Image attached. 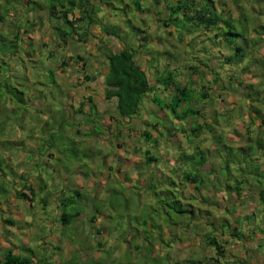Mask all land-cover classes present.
<instances>
[{
  "label": "rangeland",
  "instance_id": "1",
  "mask_svg": "<svg viewBox=\"0 0 264 264\" xmlns=\"http://www.w3.org/2000/svg\"><path fill=\"white\" fill-rule=\"evenodd\" d=\"M56 1L57 0H33V3L28 4L27 0H0V67L3 68L2 73H0V202H2L0 206H4L7 209L14 208L16 210L17 207L27 206L29 204L24 198H18L16 193V188L19 187L18 182L12 183L16 176L9 172L18 169L17 158H15L14 154L12 156L11 153L12 150L17 152L16 147L18 146L16 145L19 143L23 144V141L18 140L17 137L19 139L27 138L28 143L31 142V139L34 141L35 137L34 134H32L33 128L39 131L38 141L36 140L38 147L32 150L35 156L41 159L44 158L41 156V154L45 152V149L42 150L43 147L49 149V147L53 145L56 150L58 148H63L64 150H68L67 157H71V162H69L68 165L69 169L75 171L77 168H82L83 173L85 171V173H89L91 177L94 172H97V169L85 164L93 160L99 161L100 159L103 161V158H107L108 151H113L114 149L118 150V147L126 146V140L129 141L128 146L132 147L135 144L133 149L140 146L139 150H133L132 152L126 151V156L132 158L141 157L142 153V160L145 161L144 153L141 152V148L144 147L143 145H145L146 142L141 138V132L135 129H127L123 132L125 123H118L120 127H122V130L120 138L117 139L115 134H113L115 130L110 129L112 125H115L116 120L111 119L108 116L109 114L103 119H96L97 116H94L97 124H104V127L95 125V132L101 134L97 137L95 135L93 137V134L88 128L81 133L86 137H82V135H78L75 132L77 128H82L84 126L82 120L81 122L75 121L74 124L68 123L67 121L62 123L65 119H71L72 114H65L64 108L74 100L70 99L67 92L65 93L62 91V85L59 84L60 80L64 87L67 86L72 88V91H75V93L78 89H82L83 92L88 93V89L84 86H76L75 83L70 82L69 76L75 78H77V76H84V71L81 67L71 63L70 67L65 69V71H69V74L65 76V74H59V71H56L58 66H55L56 68L53 66L55 63H59L63 56H66V52H70L74 57L78 54L89 57L93 62L89 65L90 71V66L94 65V63L97 65L101 64L103 59L101 54H95V51L91 52V45L87 47H78L76 43L77 40L71 37L68 39V44H70V46L67 50L66 48L61 49L56 46L55 42H63L65 39L63 32L57 30L63 23L60 24L56 17L51 18V27L49 26L50 17L47 19L48 23L45 21L44 28L47 26L48 28L43 31V37H29L26 40L21 38L20 35L16 43L15 40H11L13 39L12 37L9 38L5 35H10L11 30L23 29L32 31L34 20L37 18L34 20L32 19L38 4L43 5L44 9L46 8L45 10L43 9L40 14H42L44 18H48V16H50V8L48 7ZM114 1H116L115 6L117 7L121 4V0ZM174 1L175 0H167V3L172 4ZM240 1L244 4L246 0ZM160 2H163V0H160ZM255 2L257 3L258 0H247L246 3L255 7ZM206 3L208 2L206 1ZM261 3V9H259V11H261L262 14L257 18L261 21V24L258 22L260 27L264 26V0H261ZM154 5L155 9L159 7L158 4ZM174 9H176V7ZM115 10V8L112 10L113 16H103L102 18L105 19L111 32L122 36V40H125L128 46L137 48V50L140 48L144 49L143 52H146V60L151 62V64L146 63V65H148L147 68L148 70L150 68V71H154L153 75L155 77L159 76L155 59L159 61L160 58L164 57V60L161 62H166V64L167 62H174V64H176L180 62V59L177 57H181L183 53V51H181V46L183 49L186 48V63H188V65L195 64L200 72L199 75L195 74L191 83L188 84L190 96L197 99L196 103L194 101L191 103V108L200 109L205 106H212L213 103L215 106L220 104V102L216 100V94H213L214 91H212H216V86H214L212 90L208 89L209 93L206 99L202 96L203 92L208 88V84L212 83L211 85H213L214 81L211 79L212 76L213 78L218 76V82L225 83L226 87H229V89H240L242 81L240 74L235 73L234 76H229L232 68L229 64H224L225 66L216 69L213 68L212 70L207 69L205 65H210L211 68L215 65L214 61L209 59V56L213 59L219 55V52H223L224 54L233 53L236 46L243 45L245 42L251 45L254 44L255 40L261 39L260 33L257 32L258 27L255 28L253 26L254 20L251 19V16L244 14H239V17L234 18L228 15L222 16L223 21L228 22H225L226 25L221 32L219 30L208 31L206 36L209 38L207 40L206 36L202 33L203 31L199 32L196 30L197 37L194 39L192 34L191 36L187 35V30L191 29L189 27L190 21L184 18L179 11L170 10V14L172 16L174 15L173 22L177 25V31L173 32L172 35L175 37L176 41L179 42L180 37L177 35L185 33L186 37L183 41L185 43H179V50L172 49L173 51L169 50L165 55L159 56L153 49L156 46L153 39L157 36L156 32H166L167 29L163 27L162 22H157L156 24L152 20L153 17H149V15L144 17L146 22L135 20L134 18L136 16L134 17V15H128V17H131L134 21L133 24L135 27H133L126 23L123 16L124 14H122L120 10L114 12ZM249 10L251 11L250 8L248 11ZM158 11L162 15V18L169 13L163 6L158 9ZM155 17L158 18L159 15L156 14ZM112 18L114 19L112 20ZM52 27L56 28V32H50V28ZM68 29L70 28H67V30ZM62 30L67 31L66 27H63ZM142 30L146 31V37L142 34ZM220 35L222 36L220 37ZM146 38H148L147 41L150 39L147 44L151 46V48L142 44L143 41L145 42L144 39ZM169 38L170 37H168V39ZM198 40L201 42L194 45V42ZM156 42L158 41L156 40ZM221 42L224 43L225 48L220 47ZM161 43L162 41L159 40L158 47L163 46ZM75 44H77V46ZM92 44L94 45L93 42ZM115 45L116 43L114 42L113 46ZM211 46H214V49L205 52L207 48ZM120 48L121 46L118 45L114 47L113 50H119ZM19 49H23L24 52L20 54H18V52L16 53L17 50L20 51ZM51 50L53 53L50 52ZM81 50L83 53H80ZM60 51L64 54H61ZM12 53H16L18 61L11 57ZM208 53L210 54L208 55ZM9 57L11 60L8 62L11 64L13 63L12 60H15L16 66H18L17 64L20 62V67L15 68L16 72L13 71V73H11L12 77L4 76L10 64L4 65L2 63V59H8ZM142 63L144 62L142 61ZM247 65H252V63L247 62ZM26 68H28L27 71H25ZM168 71L173 70L170 68L163 71L161 75H167ZM40 73L43 75L44 79H40ZM174 73L178 77L179 84H182V79H184L187 74H190L191 71L184 65L183 69L176 70ZM201 73L203 74L200 75ZM13 74L15 75L14 78L19 76L17 82L13 79ZM27 76L29 77L27 78ZM151 79H153V76H151ZM192 81H194V84H192ZM16 83H18L19 88L25 92L23 101L17 100L16 98L11 100V94L8 93L9 89H11L13 85L15 86ZM204 86H206L205 90H203ZM95 91L98 92L97 94H101L98 85ZM173 92V87L160 84L153 92L148 93L143 98L142 104L145 103L148 106L156 104L161 106L160 104H164L171 100ZM251 95L258 101H261V98H263L257 91ZM252 97L249 96V100L248 98H242L240 101H236L238 103L237 105H240L239 107H234L233 109L227 108L225 109L227 110L226 112H219L218 118L213 117L212 127H214V131L211 132V134L209 131H205L199 137H194L191 136V134L185 136L184 133L181 132H176V135H171V133L164 130V134L166 133L168 137L170 136V139L176 136L175 138L179 144L169 143L164 146L165 143H161L157 145V155L161 158L158 159L159 161L157 160V167L163 166V168L160 167L162 177L158 180H156L155 175H153L154 180L150 179L147 183H142L140 180L141 177H139L138 180L134 179L133 181L127 180L118 182L117 177H115L118 166L114 165L113 170L109 171L112 172V176L115 179L112 178V180L108 182V188H106V184H101L100 182L98 187H104L100 188V191H98L99 188L92 182L88 183L87 177L83 174L84 183L80 190H82V194L85 196H82V200L79 197L76 199L77 203L84 204V210L75 223L71 224L68 228H65L61 221H59L61 210H64L61 205L59 207V200L63 193L73 195L75 193L74 190L80 186L77 184L70 186L69 180H67L68 177L67 179L65 178V180L63 179V167L66 166L59 163L57 159L52 160L53 163L51 166L47 163L42 164L43 166L40 165V168L42 166L43 169L46 171L48 170L50 177L52 176L51 181L49 183L48 177H40V179H38V184L40 185H35L38 193L33 204L35 206L34 210H27V213L33 218L15 227L12 233L13 240H0V257L3 255L5 257L6 252L11 251L24 257H29L31 264H37V260H40L41 264H43V262L47 264H216V262L219 260L221 261L223 257L216 254L217 250L214 246L206 244L204 237L207 234L209 236L214 235V233L216 234L214 227L216 229L220 227L233 234L228 238L230 242L228 241L225 243L224 240L219 241L224 243L225 254L228 256V259L231 258L234 260L237 257L236 255L240 252L241 247H237L236 244L233 243V240H237L239 238L236 237H243L242 235L247 234L246 231L248 227H257L264 238V230L262 229L264 228V203H259L264 202V200H260L259 197L260 188L264 185V143L260 141L262 147L254 143V149L249 151L245 150L246 142L251 141L248 140V137L252 138V141H254V139L258 140V138L264 136V133L257 132L258 128L256 126L250 125L248 127L250 123L249 117L243 118L244 115L241 114V112H249L250 106L248 105V101L250 102ZM154 98L157 100L156 102ZM44 102L47 103L46 110L37 106V103ZM188 105L189 104L185 105V108H187ZM257 107L260 111V105ZM145 110L146 108H141L137 117L142 118ZM72 111L74 110L72 109ZM47 114H52L53 116L47 120ZM149 114L151 115L149 121L155 120L154 112H149ZM179 114L182 115V112H179ZM111 115L117 116L115 112H111ZM170 118L174 119V115L172 114ZM33 119L36 121L39 120L41 125L44 123H46V125L44 124L42 127L40 125L36 127L35 124H37V122L35 123ZM227 121L230 122L231 126H239V124L241 127L243 126L242 134L239 135L233 132L234 137L236 136L239 142L244 143L243 146L237 143V145L231 146L229 149L228 129L221 125V123H226ZM77 122L81 124L78 125ZM166 125L167 124L162 121L161 126L165 127ZM106 126L108 128H106ZM17 127L20 131L17 130ZM105 128L107 130L106 132H104ZM247 128H251V133H249V135L244 132ZM46 129V134H42V131ZM135 131L136 133H133ZM40 134L42 140L39 138ZM129 134L130 138L128 137ZM76 139L79 140L78 143L75 142ZM188 139L191 140L188 141ZM257 140L255 141L257 142ZM108 141L111 144H109ZM116 142H119L121 145L116 147ZM184 142H188L189 147L193 151L187 147L183 148V146H185ZM53 143H55V145ZM103 143L109 144L108 149L107 147H105L106 150L102 149ZM196 145H219L218 149L213 151L212 156L209 152H203L205 153L204 157L206 155L212 164H206L202 168L205 170H210L212 168L213 172L211 171L210 174L215 173V181L212 180L213 176L209 173L201 171V153L195 149ZM32 158L33 155L31 154L29 161ZM67 159L70 161L69 158ZM143 161L142 164H144ZM144 165L154 170L156 167L155 163H147ZM28 167L33 168L34 166L30 165ZM140 167L141 166H138V168ZM173 167L177 172L172 174L170 172ZM101 168H103V166H101ZM135 168L137 167H134V169ZM72 171L69 172V175H71ZM132 171L133 170L129 172V175L137 174V172L132 173ZM188 171L193 173L199 172V181L195 184L185 181V185H183L182 181L185 178V173ZM53 179L55 182L52 181ZM173 179L175 182L174 184L171 182ZM72 180L71 178L70 181ZM220 183L223 186L227 185L229 188H232V190H226V194H229L228 199L218 194L222 189ZM260 185L261 187H259ZM56 186L60 188L59 191ZM238 186H241L245 191L242 198L240 196L238 197L236 193V187ZM12 188H14L13 190L15 191L11 190ZM199 188H203L204 190L197 191ZM193 189H196V191L193 192ZM190 192H193V198L191 200L184 197V195H189ZM214 193H216V195H214ZM43 198H46V204L42 202ZM225 199L227 200L225 201ZM179 203H181L182 206L178 205ZM188 203L195 206L189 207L186 205ZM181 208L191 211L195 210V213H193V211L181 215V213L177 212ZM70 209L71 207L66 208V210ZM223 209L224 212L222 211ZM1 212L2 211H0V238L5 236V232H7V238H9L11 234L9 235V231L6 227L8 224L3 222ZM92 215L96 217L94 221H91ZM182 221H184V224H182ZM177 223L179 226L175 227ZM255 223L257 224L255 225ZM181 225H183L182 228ZM235 225L236 229L232 231ZM98 227L100 228L99 234L96 232ZM251 231L253 232L254 228H252ZM64 232H67V235H65ZM196 232H199V235L196 234ZM187 234L195 240H181L184 239ZM202 234H204V237ZM170 235L173 237L172 240L168 239ZM190 247L194 248V252L189 250ZM261 248L263 250L264 246H261ZM204 249L207 250V252L204 251ZM196 252H199L198 254L201 253V257L203 255L206 257H195L197 256L195 255ZM224 261L223 259V262ZM238 263L239 262L235 264Z\"/></svg>",
  "mask_w": 264,
  "mask_h": 264
},
{
  "label": "crops",
  "instance_id": "2",
  "mask_svg": "<svg viewBox=\"0 0 264 264\" xmlns=\"http://www.w3.org/2000/svg\"><path fill=\"white\" fill-rule=\"evenodd\" d=\"M211 1H209L210 4L214 5L217 8L218 12L220 13L221 18H222V16H225V15H228V16H230L232 18L239 17V14L240 15L244 14V15L251 16V19L254 20L253 26L255 28L258 27V31L257 32L260 33L261 39L255 40L254 44H251V45L249 43H246V42L243 45L241 44V46L243 47V57L241 58L242 60L240 62L237 61V62H234L233 64H229V66L232 67L231 70H230L229 76H234L235 73L240 74V77H241L242 81H241V85H240V89L239 90H236L234 88H230L229 89V87H226L225 83L218 82L219 81V77L218 76H216L214 78L212 76L211 79L214 81V83H213V85H211L212 83H210L208 85H209L211 90H212V88H214V86L217 87L216 91L215 90H212V91H214L213 94H216V100L219 101L220 104L215 106L214 103H213L212 106L209 105V106H205V107L200 108L202 113H203V115H202L203 117L201 116L199 118V120L203 122L204 120L207 119L210 122V124H212L213 123V119L212 118L213 117L218 118L217 116H218L220 111L221 112H226L227 110H225V109H227V108L233 109L234 107H239L240 105H237L238 103L236 101H240L242 98H244V99L248 98V100H249V96L252 97L251 94L259 90V91H261L260 94L263 97V98H261L262 100L259 99L261 101H258L257 99L252 97V100L250 102L248 101V105L250 106L249 112H241V114L244 115L243 118L249 117L250 123H249L248 127L250 125L256 126L258 128L257 132L264 133V125H263V122H262V119H261V116H264V89H263L264 88V41H263L264 40V26L260 27L261 21H259V19H257L258 16H260L262 14L261 11H259V9H261V4H262L261 0H258L257 3L255 2V7H252L251 5L246 3L247 0L245 1L244 4H242V2L240 0H238V2H236V0H214V1L211 0ZM147 3H148V5H147ZM142 4H143L142 10L141 11L138 10V11L135 12L137 14V18L135 17L134 19L141 21L146 15L147 16L149 15V17H153L152 20L157 24V20L158 19L155 16H156V14L161 16V14L158 13L159 12L158 9H160L162 6L164 7L167 4V2L165 0H163V2H158L157 0H147V1L146 0H142ZM154 4H158L159 7L155 9V5ZM115 5H116V1H114V0L109 1L108 0V4L106 5L105 9L102 12H100V14L98 15L101 18L100 23L99 24L95 23V24L89 25V32H90L89 36L90 37H88V39H83V40L79 39V34H76V35H74V37H71L74 40H77L76 43L78 44V47L79 46L87 47V46L91 45V47H90L91 48V52L95 51L94 52L95 54H97V53L100 54V51L98 49H99V45H102L101 42H100V40L102 38L106 40L107 47H109L110 49L112 48V50L114 49V47H116L118 45H120L121 47H123V46L127 47L128 46L127 42L125 43V40H122V39L120 40L119 38H116V37H114L111 34L110 35L106 34L105 33L106 31L104 30V26L107 27L108 25L106 24L105 19H103L102 17L103 16L104 17L113 16L112 10H113V8L116 7ZM249 8L251 9V11L250 10L248 11ZM116 11H118V10H115L114 12H116ZM123 16H124L125 21L131 18V17H128V15H126V14L123 15ZM70 18H72L71 14H70ZM47 19H49V16H48V18H45L44 20H39L38 19V21H36L37 19L36 20L32 19V20H34V25H33L32 31H28V30L25 31V30L22 29L21 31L23 32V34L21 35V38H24V39L27 40L29 37H43V35H44L43 31L48 28V26L46 28H44L45 21H47V23H48ZM113 19L114 18H112V20ZM218 25H219V27H217V29L221 32V30H223V27L225 26V22L223 21V19L219 22ZM49 26L51 27L50 21H49ZM86 27H87L86 23L81 25V29H80L79 32L82 33L83 31H85ZM171 28L172 29H169L170 31L167 30L166 32H163V33L156 32L157 36H155L154 39H153V41H155L156 46L153 49L155 50V52L159 56L165 55L166 52L169 51V50L173 51L172 49H175V50L176 49H178V50L180 49V44H179L180 42H177L175 37L172 35L173 32H175L177 30H176L175 27H171ZM50 29H51L50 30L51 33L55 32L53 27L50 28ZM217 29H208V28L202 27L198 31L199 32L203 31L202 33L206 36L208 31L210 32V31L217 30ZM123 32H124V30H123ZM145 33H146V31L142 32V34H144V36H145ZM191 34L193 35L194 39H196L197 32H195V31H194V33L193 32L192 33L187 32V35L191 36ZM63 35H64V33H63ZM51 36H54V35H51ZM221 36L222 35H220V37ZM168 37H170V38L168 39ZM208 38L209 37L206 36L207 40H208ZM147 39L148 38L144 39L145 42L143 41V43H142V44H144V46H149L147 44V42L150 41V39L148 41H147ZM156 40L158 42H159V40L162 41L161 44L163 45L162 46L163 48L160 47V46L158 47V42H156ZM92 42L94 43V45L92 44ZM114 42L116 43L115 46H113ZM200 42H201L200 40L195 41L194 45L195 44H199ZM182 43H185V42H182ZM77 44H75V45L77 46ZM186 44H188V43H186ZM44 45H46V44H44ZM48 45H50V44H48ZM55 45L58 46L61 49H65L66 48V50L70 46V44H68V39H66V38L63 40V42L62 41L55 42ZM149 47L151 48V46H149ZM220 47L225 48L224 43L221 42L220 43ZM212 49H214V46L213 47L211 46V47L207 48V50L205 52H209ZM143 50L144 49H142V48L138 49L135 58H136L137 63H139L143 67L147 68L148 65H146V63H150L151 64V62L149 60H146L147 59L146 52H143ZM181 51H183V53L181 54L182 56L181 57H177V58L180 59V62H178L176 64H174V62H172V61H171L172 63H168L167 62V64H166V62H161L162 60H164V57L160 58L159 61H157V59H155V61L157 62V67H158L157 68V72L159 73V75L163 71H165L167 69H170V68H172L173 72H175L176 70L183 69L184 65L186 67H188V63H186V58H185V55H186V52H187L186 48L183 49L182 46H181ZM50 52L53 53L52 50ZM60 53L64 54L62 51H60ZM80 53H83L82 50H81ZM209 54L210 53H208V55ZM229 54H231V53H229ZM65 55L66 56H71L73 54H71L70 52H66ZM78 55L83 56V54H78ZM226 55L227 54H224L223 52L222 53L219 52V55L216 56V58L211 59V57L209 56V59L214 61L215 65H213L212 68L210 67V65L209 66L205 65V66L207 67L208 70H212L213 68L216 69L218 67L225 66L223 60H224V57ZM66 56H63V57H66ZM73 57H74V55H73ZM83 57H85L86 60H88V65L86 67V70L89 71V65L92 62V60L89 57H87V56H83ZM250 59H251L252 62L250 61ZM62 60H63V58L61 59V61ZM141 60L144 63H142ZM61 61L59 63H55V65L53 67L56 68L55 66H58V68H56V71L57 72L59 71L58 72L59 74H65V76H66V75L69 74V71L61 70V67H60ZM68 62H69V65L67 67H70L71 63H73V64H75V65H77L79 67L82 66L81 63H76V62H74L72 60H69ZM247 62L248 63H252V65H247ZM170 64H171V66H170ZM101 65L102 64L97 65V64L94 63V65L90 66V71L89 72H91V73H95V72L96 73H100L101 69H102ZM71 67H73V66H71ZM70 69H72V68H70ZM147 71H148L147 74H148L150 83L152 85H155L156 87H159L160 84L158 83V80H157V78L159 76L155 77L153 75L154 71H150V68H149V70L147 68ZM151 76H153V79H151ZM193 76H194V74H192V72L190 74H187V76L184 77V79H182L183 80L182 84H179L178 79H177L178 77H177V75H175L176 83L179 84V85L190 84ZM39 77H40V79H44L43 75H41V73L39 74ZM69 77H70V82L71 83L73 82V83L76 84V86H80V87L84 86L85 88L88 89L87 90L88 93L83 92L82 89H78V91L75 93V91H72L73 90L72 88H69L67 86L64 87L62 82H61V80H60L59 84L62 85V91L65 92V93L67 92L68 96H70V99L74 100V101H71L70 104L67 105L64 108L65 114H69V115L72 114V116L75 119V121H77V119L79 120V117H80V119H82L83 113H81L79 111L80 110L79 108H80L81 103L86 101L88 97H93V101L96 104L99 105V110L100 111L101 110H107L106 109V104H105V102H106L105 90H104L103 86L99 85V83H96L94 81L86 82V81H84V77H82V76H77V78H75L73 76H69ZM18 78H19V76L17 77V79ZM192 82H193L192 84H194V81H192ZM97 85L99 86V89L101 90V94H97L98 92L95 91V89H97ZM11 100H13V99H11ZM196 100L197 99H194L193 101L196 103ZM32 101H34V100H32ZM46 104H47L46 102L37 103V106L39 108H44V110H46L45 109L46 108ZM258 105H260V108H261L260 111H259V108L257 107ZM141 108L142 109L146 108L145 113H144L142 118L135 117L134 119H128V118L122 119L124 122H121V123H125L124 126H123V128L125 130L123 129V132L126 131L127 129L131 130V127H134L135 130H139L141 132L140 133V136H141L143 131H145L147 128L150 131L154 130L152 132L154 133L153 138H155L157 140V144L156 145H159L161 143H165L164 146H166L169 143L170 144H174V143L176 144L177 143V140L175 138L176 136H174L172 139H170V136L168 137V135L166 133L164 134V132H163L164 130L169 132V133H171V135H174L176 132H181L182 128H185L187 130V132L190 133L191 132V128L194 126V123H195L194 119H192V118H188L186 120H180V121L175 119V118L172 119V118H170L172 116V113L169 111V109H167L165 107L158 106L156 104H154L153 106H148V105H146L144 103V104H141V106L139 107V111L141 110ZM72 109L74 111H72ZM88 110H89V105L87 104L86 111H88ZM149 112H154L155 120L149 121V117L151 116L149 114ZM108 114H105L104 118L106 117V115H108L111 119H113L111 117L112 116L111 113H108ZM25 116H26V113H25ZM72 116H71V119H70L71 121L66 119V121L68 123H72V120H73ZM114 116H116V115H114ZM49 117H50V114L49 115L47 114L46 118H49ZM113 120H116V122H117V120H119V116L117 115L115 117V119H113ZM34 121H35V123L37 122V124H35L36 127H38L39 125L42 127L44 125V124L41 125V122L39 120H37V121L34 120ZM162 121H164L167 124L165 126L166 128L161 126ZM170 124H172V125H170ZM106 125H108V124H106ZM221 125H223L224 127H227V129H228V133L227 134L229 136V141H228L229 142L228 143L229 149L231 148V146L237 145V143H240V146H243L244 143L239 142V139L236 138V136L234 137V135H233V132L236 133V134H239V135L242 134V127L243 126L241 127L240 124H239V126H236V125L234 126L233 125L234 126V128H233V126H231L230 122H228V121L226 123L225 122L221 123ZM106 128H108V127L106 126ZM106 128H105L104 132L107 131ZM176 128H179L180 130L177 129V131H176L175 130ZM110 129L111 130H115V125H112V128H110ZM250 129L251 128H247V130L245 129L244 132L249 135V133H251ZM17 130L20 131V129L18 127H17ZM32 131H33V133L32 132L31 133L34 134V137H35L34 141L31 139L30 140L31 142L29 141L30 143H28V139L27 138H20L19 139L17 137L18 140H22L23 141L22 142L23 144L19 143L18 145H16V146H18V147H16L17 152H15L14 150H12V152H11L12 156L14 154L15 158H17L18 169L15 170V171H10L9 173L10 174H14V176H16L15 179H13L12 183L18 182V186L19 187L16 188L18 191L23 189V187H22L23 184H27V185H32L33 188L38 193L35 185H37V186L40 185V184H38V179H40V177H42V178L48 177L49 178L48 181L50 183L52 176L50 177V174H49L48 170L46 171L45 169H43V167H42L43 165L42 164L47 163V164H49V166H51V164L53 163L52 160H54V159H57L59 163H61L63 166H66V167H63V172L64 173L62 174V177H63L64 180H65V178L67 179V177H68L67 180H69L70 186H73V185H76V184L80 186L79 188H76V189H80L81 186L83 185L84 176L87 177V182L88 183L92 182L93 184L96 185L97 188H99L98 185L100 184V182H101V184H103V183L106 184V188H108L109 187L107 185L108 182H110L112 180V178L115 179L112 176V172L109 171V170H113L114 165L118 166V168L116 169L117 173H115V177H117L118 182H123V181H127V180L133 181L134 179L138 180V178L141 177V179H140L141 182L142 183H144V182L147 183V182H149L150 179H153V175H155V179L156 180H158L160 177H162L160 167L163 168V166L157 167L158 161L157 162H153V163L156 164V167H155V170H154L152 168L149 169V167H147V165H144V164H147V163L142 160V153H141V157L132 158L130 156H126V151L127 152H132L133 150H139L140 149V146H137V148L133 149V146H135V144L132 147L128 146L129 145V143H128L129 141H127V140H126L127 145L124 146V147H118L119 146L118 142H116L115 146L118 147V150L114 149L113 151L112 150L108 151V154L106 156L107 158L106 157H105L106 159L103 158V161L99 159V161L93 160V161L87 162L85 164L87 166L93 167L94 169H97V172L96 173L94 172L92 177L89 176V173L86 174L85 171L83 173L82 168L81 169L77 168V169H75V171H72L68 167L69 162H71V159H70L71 157H67L66 155L64 156L59 151H56V154L54 152L53 155H49V154H51V149H49V150L46 149V151L43 154H41V156L44 157L43 159L38 158V156H35L34 152H32V150L33 149L35 150V148L38 147V144H37L38 140L37 139H38L39 131H37L36 128H33ZM205 131H208V130H204L203 132H205ZM133 133H136V131L133 132ZM210 134H211V132H210ZM99 135H101V134H97V132L95 133L96 137L99 136ZM128 137L130 138V134H129ZM31 138H32V136H31ZM248 140H251V141L250 142H246L245 146L249 145L248 143H250V144L251 143L252 144L257 143L255 141L257 139H254V141H252V138L248 137ZM188 141H189V139H188ZM109 144H111V143L109 142ZM109 144L103 143L102 149L106 150L105 147H107V149H108ZM177 144H179V143H177ZM143 146L144 147L141 148V152H142V150H146L147 148L152 147V144H148L147 143V144H145ZM186 147L191 150V148L189 147L188 142L185 143V146H183V148H186ZM218 147H219V145L218 146H216V145H212V146H209V145L208 146H206V145H202V146L201 145H196L195 149L199 148V151L209 152V154L212 156L213 151L218 149ZM162 148H164V147H162ZM44 149H45V147H43L42 150H44ZM191 151H193V150H191ZM31 154L33 155V158L29 161V157H30ZM67 158H69L70 161ZM142 161L144 162V164H142ZM206 164H212V162L209 160L208 157L206 159V162H204L203 165L200 166V168H202ZM30 165H32L34 167L33 168L28 167ZM40 165H42L41 168H40ZM56 165L59 166L58 164H56ZM101 166H103V168H101ZM138 166H141V167L138 168ZM134 167H137V168L134 169ZM131 170H133L132 173L133 172H137V174H136L137 178H136L135 174L129 175V172ZM70 171H72L71 175H69ZM201 171L202 172H207L209 174H210L211 171L213 172L212 168L210 170H205V169L202 168ZM175 172H177V170L173 167L170 173L173 174ZM83 174H84V176H83ZM210 175L213 176L212 180L215 181L216 180V177L214 176L215 173L214 174L211 173ZM71 178L73 179L72 181H70ZM52 181L55 182L54 179ZM103 187L104 186H102L100 188H103ZM56 188H57L58 191L60 190V188H58L57 186H56ZM100 188L98 189V191H100ZM13 189L14 188H12L11 190H13ZM17 190H16V193L18 195V191ZM23 190L26 193H28L29 195H31L30 191L27 188H25ZM203 190H204L203 188H201L200 190L197 189V191H203ZM226 190L227 191L229 190L228 186L227 185H225V186L222 185L221 192L218 193V194L223 196L224 198L228 199L229 194H226ZM13 191H15V190H13ZM192 191L194 192V191H196V189H193ZM193 192H190L189 195H187V198L189 200H191L193 198ZM244 192L245 191L243 190L242 191V195H240L241 198L243 197ZM57 195H59V194H57ZM96 195H97V193H96ZM214 195H216V193H214ZM214 195H212V196H214ZM238 197H239V195H238ZM227 199H225V201ZM192 206H195V205H191V207ZM34 207H35L34 205L28 204L27 206L17 207L16 210H15L14 208L7 209L4 206H0V211H2L1 212L2 220L6 224H8V225H6V227H7V230L9 231V235L11 234L10 237L8 235L9 238H7V232H5L6 233L5 236L0 238V240H13L14 238H13V234L12 233H13L15 227L19 226L21 223L27 222L29 219L33 218L31 215H29L27 213V210L31 209L33 211ZM222 211L224 212V209ZM8 219H12L13 221H15V224L8 223L7 222ZM256 224L257 223H255V225ZM178 226L179 225L176 224L175 227H178ZM233 228L235 229L236 225ZM252 228H254L253 232L251 231ZM214 230L220 236L221 240H224L225 243H227L228 241L230 242V239H228V238H229V236L230 237L232 236L231 233H229L228 231H225V229H222L220 227H218V229L214 228ZM246 233L247 234L242 235L243 237H236V238H239V239L233 240V243H235L237 247H241L240 248V252L238 253V255H236L237 257L234 260L231 259V258L228 259V256L224 253V256H222L223 258L220 261L221 263L223 262V259H224L225 261L223 262V264H235L237 262H239L238 264H264V249L262 250V248H261V246H264V240H263L264 238L262 236V233H260V231H258L257 227L256 228L255 227H248ZM202 236H203V234H202ZM168 239L172 240L173 237L170 235L168 237ZM25 240H28V239H25ZM183 240H195V239L190 237L187 234L184 237ZM189 250L191 252H194V248H192V247H190ZM204 251L207 252V250H205V249H204ZM224 252H225V249H224ZM198 253L197 252L195 253V255H197L195 257H200V258H205L206 257L204 255L201 257L202 254L201 253L198 254ZM231 260H233V261H231ZM229 262H231V263H229Z\"/></svg>",
  "mask_w": 264,
  "mask_h": 264
},
{
  "label": "trees",
  "instance_id": "3",
  "mask_svg": "<svg viewBox=\"0 0 264 264\" xmlns=\"http://www.w3.org/2000/svg\"><path fill=\"white\" fill-rule=\"evenodd\" d=\"M157 1L160 2V0H157ZM165 1L167 2V0ZM206 1L208 3H206ZM209 1L211 0H175L174 3L172 4L167 3L164 7L167 12L169 11V13H167V15H164L163 18H162V15L161 16L159 15V17L157 18L158 19L157 22L159 23L162 22L163 27L167 29L168 31H170L169 29L171 27H175L177 30V25L173 22L174 15L172 16L170 14V10H177L180 13H182L184 18H187L190 21L189 27L191 29H188L187 32L192 33L196 30H200L202 27L208 28V29H217V27H219L218 24L222 20V18L217 8L214 5H211ZM236 2H238V0H236ZM27 3L28 4L33 3V0H27ZM107 4H108V0H57L56 2H53L51 6L48 7L50 8L49 21L51 20L52 17H56L57 20L60 22V24L63 23V25L62 26L60 25V27H58L57 30L62 31L66 39H69L70 37H74V35L76 34H79V39H82V40L88 39V37H90L89 36L90 34L89 25L100 23L101 18L98 15L100 14V12H102L105 9ZM175 7L176 9H174ZM142 8H143L142 0H121V4L118 7L117 6L115 7V9L120 10L122 14L134 15V17L136 16V18H137V14L135 12L138 10L141 11ZM35 9H36L35 11L36 14L34 13L33 19L37 18L36 21H38V19L44 20L45 18L43 17L42 14H40V12H42L44 9L43 5L38 4L37 8ZM70 14L72 15V18H70ZM142 21L146 22L144 18L142 19ZM225 22L227 23L228 21H225ZM85 23L87 24V27L85 28V31L80 33L79 30L81 29V25ZM126 23L135 27L133 24L134 21L131 18L126 20ZM63 27H66V30L67 28H70V29H68L67 31H64L62 30ZM107 27L104 26V30L106 31L105 32L106 34H109V35L111 34L114 37L119 38L120 40L122 39V36L112 33L109 27L108 28ZM53 29L56 32V28L53 27ZM142 32H144V30H142ZM22 34L23 32L20 29H18V30H11L10 35L8 34H5V35L8 36L9 38L12 37L13 39L11 40H15V42L17 43L16 40H18L20 35ZM185 36H186L185 33L178 35V37H180L179 42L182 43L184 41ZM100 42L102 45H99V51L103 57L101 61L102 69L100 73H96V72L91 73L87 71L86 67L88 65V60H86V58L81 55H77L75 57H73V55L63 57V60L60 63V67H61V70H65L67 66L69 65V62H68L69 60H72L76 63L81 62V65H82L81 68L84 71V76H83L84 81L86 82L94 81L96 83H99V85L103 86L105 90V99H106L105 104H106L107 110L100 111L99 105L93 101V97H88L86 101L81 103L80 108H79L80 109L79 111L83 113V117L82 119H79V120L77 119V121L79 122H81L82 120L84 123V126L82 128H77L75 132L78 135H82V137H86L84 134H81V133L83 132V130L88 128L94 137L96 133L95 125H101V126L104 125V124H97L96 119L98 118L103 119L105 114L115 112L119 116V120H117V122L115 123V132L113 134H115L116 138L118 139L120 138V134L122 130V128L120 127L118 123L124 122L122 119H126V118L134 119L135 117H137V115L139 114V107L142 104L143 98L148 93L153 92L155 88L157 87L150 83V80L147 74L148 72L147 68L137 63L136 58H135L136 53H137V48H132L131 46H127V47L123 46L119 50H112L109 47H107V44H106L107 42L105 39L102 38ZM19 50L20 51L17 50L16 53L18 52V54H20L21 52H24L23 49H19ZM16 53H12L11 57L15 59L16 61H18ZM242 57H243V47L241 45H238L235 47V51L233 53L227 54L224 57L223 61H224V64L226 63L233 64L234 62H237V61L240 62L242 60L241 59ZM10 60H11L10 57L8 59H2V63L4 65L10 64L7 67L8 68L6 71L7 73L4 74V76L6 77L8 76L12 77L11 73H13V71L16 72L15 68L20 67V62L19 64H17L18 66H16L14 62L15 60H12L13 61L12 64L8 62ZM187 68L191 70L192 74L194 75L195 74L199 75L200 73L198 71V68L195 66V64L188 65ZM27 69L28 68H26L25 71H27ZM2 70L3 68L0 67V73H2ZM200 75H202V73ZM14 77L15 75L13 74V79H15L17 82L18 79ZM28 77L29 76H27V78ZM157 80L159 84H165L167 87L168 86L173 87V90H174V92L172 93L171 100L165 102L164 104H160L161 107H165L169 109V111L174 115V118L179 121L186 120L188 118L194 119L195 123H194V126L191 128L190 133H188L185 128L181 129V132L184 133L185 136H187V134H191V136L199 137L204 130H208L209 132L214 131V127H212V124H210V122L207 119L204 120L203 122L199 120L201 115H203L201 109L190 107L194 98L190 96V92H189L190 88L188 84H185V85L177 84L175 74L173 71H168L167 75H164V76L161 75L159 78H157ZM16 85L15 86L13 85L12 88L9 89L8 93L11 94L10 98L11 99L16 98L17 100L23 101L25 92L19 88L18 83H16ZM205 89H206V86L203 87V90ZM208 89H210L209 86L202 94L204 99H206V97L208 96V93H209ZM260 92L261 91L259 90L257 91L258 94H260ZM154 101L156 102L157 100L154 98ZM87 104L89 105L88 111H86ZM187 104L189 105L187 106V108H185V105ZM179 112H182V115H180ZM51 116L53 115L50 114V117ZM94 116H97V118L94 119ZM50 117L47 118V120L50 119ZM111 117L115 119L116 116L112 115ZM72 119H73L72 123L74 124L75 119L73 118V116H72ZM261 119L264 125V117H261ZM65 122H66V119L62 123H65ZM44 124L46 125V123ZM80 124L78 123V125ZM47 129L43 130L42 134L43 133L46 134L45 132L47 131ZM131 129H135V128L131 127ZM177 129L180 130L179 128H176L175 130L177 131ZM152 131L154 130L150 131L147 128L141 134V137L146 142V144L147 143L152 144V147H149L146 150H142V152L144 153L146 163L157 162L158 159H161L159 155H157V149H156L157 140L153 138L154 133ZM40 138H41V134H40ZM78 141H79L78 139L75 140V142L77 143ZM260 141H263L264 143V136L258 138L257 140V144L260 147H262V144ZM53 144L55 145V143ZM118 145H121V144L118 142ZM263 147H264V144H263ZM46 149L47 147H45V151ZM49 149H51V154L49 155H53L54 152L56 154V151H59L64 156L65 155L68 156L67 154L68 150H64L63 148H58L56 150L53 147V145H51ZM252 149H254L253 144H249L245 147L246 151H249ZM196 150L199 153H201L200 158L202 159V162L200 163V166H202L203 163L206 162L207 156L205 155L204 157V154H205L203 153L204 151H199V148H197ZM198 177H199V172L193 173L191 171L190 172L188 171L185 173V178L183 179L182 184L185 185V181L189 183L192 182L195 184L196 182L199 181ZM171 182L174 184L175 183L174 179ZM261 185L259 187H261ZM22 187L23 189L27 188L30 191L31 195H29L23 189H21L18 191V198L19 199L24 198L25 200H27V202L30 205H33L36 200V196H37L36 190L33 188L32 185L23 184ZM200 189L201 188H199V190ZM228 189L232 190V188H229V186H228ZM236 190H237L236 193L239 196L242 195L241 186L236 187ZM74 191L75 193L73 195H67V193L65 194L63 193L61 195L62 197H60L61 199L59 200V203H60L59 207L61 205L64 208V210H61L62 212L59 216V221H61V223L65 226V228H68L71 224H74L77 218L81 216L84 210V204L77 203L76 198L79 197L82 200L83 199L82 196H85V195L82 194V190L80 189H76ZM184 197H187V196L184 195ZM259 197H260V200L261 199L264 200V185L262 186V188H260ZM42 200H43L42 201L43 203L44 202L45 204L47 203L46 198H43ZM259 203H264V202H259ZM178 205L182 206L181 203H179ZM186 205L191 207L189 203ZM68 207H71V209L66 210V208ZM177 212L181 213V215H185L188 212L195 213V210L191 211V210H186L185 208H181ZM95 218H96L95 215H92L91 221H94ZM7 222L10 224H15V221H13L12 219H8ZM182 224H184V221H182ZM182 226L183 225H181V228ZM235 229L232 228V231ZM262 229L264 230V228ZM96 232L97 234L100 233L99 227L97 228ZM64 234L67 235V232H64ZM196 234L199 235V232H196ZM231 235L233 234L231 233ZM204 240L206 241L207 245H211L216 248L217 250L216 254H218L219 256H224L225 246L223 242L219 241L221 239L217 233L216 234L214 233V235L212 236H209L207 234L204 237ZM30 262L31 260L29 257H24L18 253H13L11 251L6 252L5 257L4 255L0 257V264H31ZM37 264H41L40 260H37ZM43 264H47V263L43 262ZM216 264H223V263H221L219 260L216 262Z\"/></svg>",
  "mask_w": 264,
  "mask_h": 264
}]
</instances>
